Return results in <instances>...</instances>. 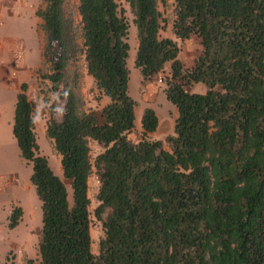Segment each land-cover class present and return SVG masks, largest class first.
<instances>
[{
  "label": "trees",
  "instance_id": "trees-1",
  "mask_svg": "<svg viewBox=\"0 0 264 264\" xmlns=\"http://www.w3.org/2000/svg\"><path fill=\"white\" fill-rule=\"evenodd\" d=\"M38 11L46 36L44 58L60 104L47 134L61 157L63 179L42 156L35 106L23 84L13 135L33 167L41 202L39 259L27 264H264V0H175L173 33L197 40L191 66L178 41L162 37L158 0H127L139 47L143 82L163 79L178 117L166 139L147 108L136 130L138 103L130 95V22L117 0H80L87 73L102 109L81 112L68 67L80 45L66 0H44ZM195 85L205 92H193ZM64 86V87H63ZM102 148L92 158L90 142ZM99 177L92 213L90 178ZM72 190V199L69 192ZM16 208L10 228L19 225ZM103 236L93 252L92 225Z\"/></svg>",
  "mask_w": 264,
  "mask_h": 264
},
{
  "label": "rangeland",
  "instance_id": "rangeland-1",
  "mask_svg": "<svg viewBox=\"0 0 264 264\" xmlns=\"http://www.w3.org/2000/svg\"><path fill=\"white\" fill-rule=\"evenodd\" d=\"M159 8L166 21L162 37L171 34L173 26V11L175 0H158ZM120 9L130 22L129 43L131 46L130 58L128 61L131 71L130 95L139 102L137 107L136 123L141 125L143 112L148 105L153 106L159 111L160 130L159 136L163 139L173 133L174 124L177 119L176 107L171 104L166 97L163 79L168 75L167 71L171 64L168 63L166 73L157 77L152 82L144 83L140 70L135 67L136 54L139 47L137 28L134 24V16L127 0H117ZM80 0H66V11L75 21L80 52L75 61L71 63L66 72V82L72 86L80 100L81 112L91 111L93 107H102V101L98 99V93L94 87L92 78L87 73L85 57L83 54V39L81 32V18L79 15ZM180 59L186 66H191L200 46L197 40L193 39L187 42H180ZM50 73V66L44 62L38 71V76L28 85L29 99L35 106L37 119L36 133L40 144L42 156L48 158L50 166L54 173L63 179L61 157L57 153L54 142L45 132L47 123L52 116V107L60 104L59 94L54 93L52 83L44 79V75ZM149 85V87H148ZM64 87V86H63ZM32 88V89H29ZM30 91V92H29ZM149 91V93H148ZM204 86L195 85L193 92H205ZM7 95L8 103L6 114L0 121V179L3 181L11 177V182L0 183V264H27L30 259H39V234L43 226V214L41 202L37 196L36 188L31 182L33 173L32 165H29L21 156L18 143L13 135L14 93ZM149 98V99H148ZM101 102V104H100ZM16 107V106H15ZM148 108V107H147ZM136 130H140L136 128ZM93 160L98 155L101 147L92 145ZM89 196L91 199V211L98 207L97 195L99 191V177L94 170ZM72 199V190L69 187ZM16 208L23 210V217L19 225L10 228L11 218ZM93 252L99 253V244L103 236L102 228L96 219H93L92 225Z\"/></svg>",
  "mask_w": 264,
  "mask_h": 264
},
{
  "label": "crops",
  "instance_id": "crops-1",
  "mask_svg": "<svg viewBox=\"0 0 264 264\" xmlns=\"http://www.w3.org/2000/svg\"><path fill=\"white\" fill-rule=\"evenodd\" d=\"M45 6L44 0H0V121L3 120L6 114L8 103L5 101L7 100L8 93H14L15 99L12 101V105H14L15 111L22 85H30L38 76L37 73L45 62L44 48L46 36L43 29L44 21L37 14ZM164 38H171L178 41V43H182V41L176 39L173 33V26L171 27V34ZM101 101L102 107H93L92 110L102 109L110 102L106 97ZM136 102L138 103L137 107H140L139 102ZM147 107L154 109L160 120L159 111L151 105L146 106L145 110ZM176 116L178 117V111L176 112ZM35 123L37 126V119H35ZM141 125L136 123V128L141 129ZM160 126L152 137L156 140L164 141L165 139L159 136ZM45 132L47 134V128H45ZM93 144L99 146L97 142L91 141V148ZM101 152L102 148L99 153ZM11 180V177L3 181L0 179V183L2 182L4 185L6 183L10 184Z\"/></svg>",
  "mask_w": 264,
  "mask_h": 264
}]
</instances>
